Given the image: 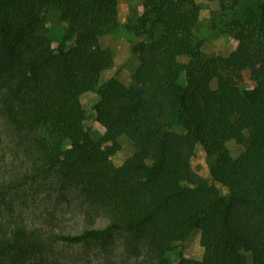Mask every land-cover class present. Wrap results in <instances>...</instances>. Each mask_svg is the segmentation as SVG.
<instances>
[{
    "label": "trees",
    "instance_id": "obj_1",
    "mask_svg": "<svg viewBox=\"0 0 264 264\" xmlns=\"http://www.w3.org/2000/svg\"><path fill=\"white\" fill-rule=\"evenodd\" d=\"M208 1L234 49L204 53L196 0H142L127 25L138 78L126 85L102 77L116 0H0V114L14 141L8 180L0 169V264H63L53 240L108 248L117 235L144 244L151 264H247V243L264 264V0ZM47 10L63 31L46 32ZM95 89L96 120L133 145L119 164L89 133L80 96ZM196 145L210 179L191 167ZM214 182L227 188L221 204ZM73 193L105 223L60 227L47 203ZM33 215L46 234L29 228ZM195 232L199 259L180 251Z\"/></svg>",
    "mask_w": 264,
    "mask_h": 264
},
{
    "label": "rangeland",
    "instance_id": "obj_2",
    "mask_svg": "<svg viewBox=\"0 0 264 264\" xmlns=\"http://www.w3.org/2000/svg\"><path fill=\"white\" fill-rule=\"evenodd\" d=\"M199 4V20L193 33L203 37V51L206 54H227L236 46V39L226 31L215 29L212 25L213 12L217 10V5L208 0H196ZM142 10V0H116L111 7L110 29L99 37L102 46L111 52L113 63L102 72V77L115 76L126 85H132L138 78L139 59L135 53L131 52V45L136 40L134 32L127 25L134 22L136 16ZM45 30L53 35L54 32L63 31V25L58 22V15L53 10L46 11ZM243 86L250 88L251 83L245 79ZM100 90L88 91L80 96L81 103L87 112V126L89 133L96 145L114 163H121L133 152L131 141L125 136H116L110 133L100 122L96 120L92 106L99 97ZM9 131L7 120L0 114V169L2 177L8 180L10 173L6 166L10 163V146L13 147L14 141ZM230 149L235 152V147L230 145ZM8 163V164H7ZM191 167L201 177L210 179L206 156L201 145H196L193 155L190 158ZM217 188L219 199L218 204L223 202L227 196V188L220 183L214 182ZM42 195V194H40ZM72 194L69 201H57L52 197L47 203L51 211L59 218L60 227L78 232L84 225H88V216L95 215L96 225L101 226L105 223L106 217L97 209L86 206L81 198ZM53 196V195H52ZM18 202V199L14 201ZM82 205V206H81ZM35 216V217H34ZM29 228L40 227L41 231L48 229L43 223L42 217H29L25 219ZM53 254L59 257L63 264H151L148 252L144 244L142 250L128 249L126 238L123 235L115 236L108 248H102L100 244H67L59 240L50 243ZM248 251V263L253 261V249L250 243L245 244ZM181 253L185 256L199 259L202 255V247L199 244V234L195 232L181 247Z\"/></svg>",
    "mask_w": 264,
    "mask_h": 264
}]
</instances>
